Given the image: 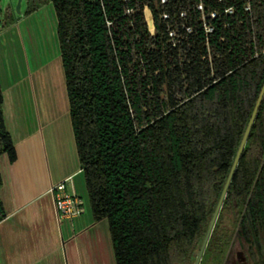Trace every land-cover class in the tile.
<instances>
[{"label": "trees", "instance_id": "obj_1", "mask_svg": "<svg viewBox=\"0 0 264 264\" xmlns=\"http://www.w3.org/2000/svg\"><path fill=\"white\" fill-rule=\"evenodd\" d=\"M48 1L92 221L106 220L114 263L193 264L264 83V0H210L234 8L211 37L212 64L201 46L149 52L141 14L124 15L144 0ZM38 5L27 0V15ZM2 155L16 161L0 89ZM227 213L264 264V94L199 264L223 263Z\"/></svg>", "mask_w": 264, "mask_h": 264}, {"label": "crops", "instance_id": "obj_2", "mask_svg": "<svg viewBox=\"0 0 264 264\" xmlns=\"http://www.w3.org/2000/svg\"><path fill=\"white\" fill-rule=\"evenodd\" d=\"M4 14L7 19L0 22V89L4 125L14 145L16 161L10 164L5 155L0 156V199L6 213L0 226L39 223L40 200L47 197L50 218L57 224L64 221L79 227L82 215L71 221L57 220L49 194L52 186L69 179L67 190L80 195L76 179L82 177L60 57L47 68L36 65L32 69L34 65L26 58L19 20L8 7ZM9 19L11 23L7 25ZM14 241L21 243L20 246ZM27 241L33 242L32 246ZM46 241L43 235L2 232L0 264H37L36 257L44 251L39 246H44Z\"/></svg>", "mask_w": 264, "mask_h": 264}, {"label": "rangeland", "instance_id": "obj_3", "mask_svg": "<svg viewBox=\"0 0 264 264\" xmlns=\"http://www.w3.org/2000/svg\"><path fill=\"white\" fill-rule=\"evenodd\" d=\"M36 1H39L38 8L27 15V0L20 1L18 11L17 0H0V22L8 7L14 18L20 22L21 39L25 46L26 58L34 65L31 66L32 69L36 68V65H44L47 68L49 63L59 60L56 20L52 6L48 0ZM76 182L84 208L79 227L70 226V223L64 221L57 224L54 218H50L45 197L40 200L42 214L39 223L24 226L6 223L0 226V234L7 231L15 235H43L47 241L44 246H39V249L44 251L36 257L37 264H115L107 222L102 220L97 224L93 223L82 177H77ZM234 218V214H224L219 225V229L228 232L227 235L230 236L231 250L227 264H253L249 259L247 246L238 242L233 233ZM67 231L70 232L69 235ZM83 231L85 232L81 233ZM12 243L19 246L21 244L16 241ZM25 243L32 246L33 242ZM197 251L198 249L195 250V255Z\"/></svg>", "mask_w": 264, "mask_h": 264}, {"label": "built area", "instance_id": "obj_4", "mask_svg": "<svg viewBox=\"0 0 264 264\" xmlns=\"http://www.w3.org/2000/svg\"><path fill=\"white\" fill-rule=\"evenodd\" d=\"M221 1L217 0V3ZM210 4V0H144L134 8H126L124 15L141 14L142 25L148 35L149 45H146V49L149 52L157 48L164 58L165 49L179 53L181 50L194 51L201 46L205 51L200 59L212 64L211 37L215 35L222 19L234 14V8L226 7L217 11L211 9ZM249 10L247 3L244 11ZM217 41L222 42L223 39L218 37ZM68 181L49 189L58 221H71L84 213L81 197L67 190Z\"/></svg>", "mask_w": 264, "mask_h": 264}, {"label": "water", "instance_id": "obj_5", "mask_svg": "<svg viewBox=\"0 0 264 264\" xmlns=\"http://www.w3.org/2000/svg\"><path fill=\"white\" fill-rule=\"evenodd\" d=\"M20 1H21V0H17V6H16V10H17V11H18V8H19V6H20ZM263 94H264V83H263L262 88H261V90H260V93H259V95H258V97H257L256 103H255V105H254V108H253L252 113H251V115H250V118H249V120H248L247 126H246V128H245V131H244V133H243L242 139H241V141H240V144H239V146H238L237 152H236V154H235L234 160H233V162H232L231 168H230L229 173H228V175H227V177H226V180H225V182H224V185H223V188H222V190H221L220 196H219V198H218V201H217V203H216V206H215V208H214L213 214H212L211 219H210V221H209V224H208V226H207L206 232H205V234H204V236H203V239H202V241H201V243H200V246H199V248H198V251H197V253H196V256H195V259H194L193 264H199L200 261H201L202 255H203V253H204V250H205L206 245H207V243H208L209 237H210V235H211V232H212V230H213V227H214L215 222H216V220H217V217H218V215H219V212H220V209H221L222 203H223V201H224V199H225V196H226L227 190H228L229 185H230V183H231V180H232V177H233L234 171H235V169H236L237 163H238V161H239L240 155H241V153H242V151H243V148H244L245 143H246V141H247V138H248V135H249L250 129H251L252 124H253V122H254V119H255V117H256V114H257V111H258V108H259L260 102H261V100H262V98H263ZM229 249H230V248H229ZM228 252H229V250H228ZM227 256H228V253L226 254V257H225V259H224L223 264L226 263Z\"/></svg>", "mask_w": 264, "mask_h": 264}, {"label": "flooded vegetation", "instance_id": "obj_6", "mask_svg": "<svg viewBox=\"0 0 264 264\" xmlns=\"http://www.w3.org/2000/svg\"><path fill=\"white\" fill-rule=\"evenodd\" d=\"M230 249H229V252L227 251V253H228V256H227V260H226V263L225 264H227L228 263V260H229V256H230V250H231V247H229ZM226 257V256H225ZM225 259V258H224ZM224 262V261H223ZM223 264V263H222Z\"/></svg>", "mask_w": 264, "mask_h": 264}]
</instances>
